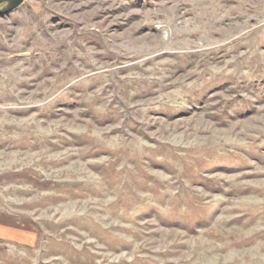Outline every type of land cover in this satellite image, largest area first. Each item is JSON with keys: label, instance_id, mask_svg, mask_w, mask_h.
Returning <instances> with one entry per match:
<instances>
[{"label": "rangeland", "instance_id": "obj_1", "mask_svg": "<svg viewBox=\"0 0 264 264\" xmlns=\"http://www.w3.org/2000/svg\"><path fill=\"white\" fill-rule=\"evenodd\" d=\"M0 264H264V0L1 16Z\"/></svg>", "mask_w": 264, "mask_h": 264}, {"label": "water", "instance_id": "obj_2", "mask_svg": "<svg viewBox=\"0 0 264 264\" xmlns=\"http://www.w3.org/2000/svg\"><path fill=\"white\" fill-rule=\"evenodd\" d=\"M26 0H0V4H5V6L0 9V17L8 15L14 10L18 9L24 4Z\"/></svg>", "mask_w": 264, "mask_h": 264}]
</instances>
